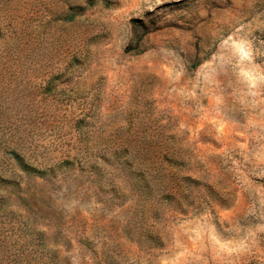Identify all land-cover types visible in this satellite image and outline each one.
<instances>
[{
    "label": "rangeland",
    "instance_id": "374dc122",
    "mask_svg": "<svg viewBox=\"0 0 264 264\" xmlns=\"http://www.w3.org/2000/svg\"><path fill=\"white\" fill-rule=\"evenodd\" d=\"M0 264H264V0H0Z\"/></svg>",
    "mask_w": 264,
    "mask_h": 264
},
{
    "label": "trees",
    "instance_id": "16d2710c",
    "mask_svg": "<svg viewBox=\"0 0 264 264\" xmlns=\"http://www.w3.org/2000/svg\"><path fill=\"white\" fill-rule=\"evenodd\" d=\"M144 188L147 190L146 191L147 195L152 193L154 198L160 199L164 196L162 191H160V189L158 187L156 188V186H154V185H149V183L147 181H145V183H144Z\"/></svg>",
    "mask_w": 264,
    "mask_h": 264
}]
</instances>
